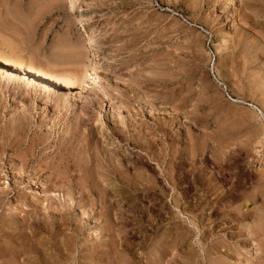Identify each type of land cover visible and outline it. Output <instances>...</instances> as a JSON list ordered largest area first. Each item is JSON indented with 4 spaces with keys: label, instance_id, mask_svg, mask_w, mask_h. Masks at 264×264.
Instances as JSON below:
<instances>
[{
    "label": "rangeland",
    "instance_id": "obj_1",
    "mask_svg": "<svg viewBox=\"0 0 264 264\" xmlns=\"http://www.w3.org/2000/svg\"><path fill=\"white\" fill-rule=\"evenodd\" d=\"M0 54V264H264V0H0Z\"/></svg>",
    "mask_w": 264,
    "mask_h": 264
},
{
    "label": "bare ground",
    "instance_id": "obj_2",
    "mask_svg": "<svg viewBox=\"0 0 264 264\" xmlns=\"http://www.w3.org/2000/svg\"><path fill=\"white\" fill-rule=\"evenodd\" d=\"M15 58V57H14ZM0 63H2V64H4V65H9L10 67H11V71H14V72H21V71H23V67L21 66V64H19L18 62H16L14 59H11L10 57H5V56H3V54H0ZM27 71H29L30 72V70H28L27 69ZM34 72V71H33ZM35 74L37 75L36 77H39L41 80H44L45 81V83H47L51 88L53 87H55V88H57V87H60L61 86V84L63 83L61 80H59V79H57L56 77H52V76H49V75H47V74H45V73H43V72H40V71H36L35 72ZM98 73H97V68L96 67H92V68H90V71H88V73H87V76L85 77L86 79H89V80H95V78L97 79V78H99V74L97 75ZM97 75V76H96ZM63 80V79H62ZM67 80V79H66ZM85 81V79H82V81L80 82V83H82V82H84ZM60 85V86H59ZM157 123H159V122H157ZM162 125H164V123L162 124ZM154 127V126H153ZM127 139V138H126ZM129 139V138H128ZM138 141V140H137ZM133 143V142H132ZM136 145V144H135ZM137 146V145H136ZM152 146V145H151ZM141 147V146H140ZM142 148V147H141ZM150 149V147H147V149L146 150H149ZM149 151H151V150H149ZM159 151L160 152H163V149L162 148H159ZM148 152V151H147ZM149 153V152H148ZM158 153V152H157ZM103 154V153H102ZM151 154V153H150ZM149 154V155H150ZM153 154V153H152ZM165 154V151L163 152V155ZM161 155V154H160ZM183 155V154H182ZM158 156V155H157ZM162 157H164V156H162ZM152 158V157H151ZM160 158V156L158 157V159ZM153 159V158H152ZM154 159H157V158H154ZM157 159V160H158ZM107 160V159H106ZM165 160V159H164ZM164 160H161L160 162H157V166H158V168H159V170H156L157 172L155 173V175H153V174H151V175H140V178L138 179V175L137 174H134L133 175V177L130 175V179H128L129 180V183H130V185L132 186V188L135 186V185H137V182L139 183H141V189L142 190H155V189H159V190H161V191H163L162 189L165 187V185L166 184H168V185H171V184H173L172 183V181H173V175H172V172H171V166H169V163H166V164H164L163 165V163H165V161ZM159 161V160H158ZM110 163V162H109ZM114 163V162H113ZM117 164V163H116ZM171 165V164H170ZM118 167V166H117ZM115 168V167H114ZM126 169V168H125ZM173 169V168H172ZM111 170V169H110ZM120 170V169H119ZM149 173V172H148ZM141 174V173H140ZM119 175V174H118ZM125 176V175H124ZM126 177V176H125ZM112 178V177H111ZM129 178V177H128ZM159 178H163V180H164V183H162V184H159L158 183V179ZM132 179V181H130ZM144 179V180H143ZM127 180V179H126ZM126 180H125V182H126ZM117 181H118V179H117ZM124 181V180H123ZM124 182V183H125ZM127 183H128V181H127ZM136 183V184H135ZM125 185V184H124ZM130 188V187H129ZM139 188H140V186H139ZM136 189V188H135ZM165 189V188H164ZM168 189V188H167ZM116 193V192H115ZM177 195V194H176ZM146 196V195H145ZM170 199H172V200H176V198H170ZM177 201V200H176ZM110 238V237H109ZM255 246H257V244H254ZM237 247V246H236ZM194 249V248H193ZM240 249V248H239ZM235 250H237L236 248H235ZM226 251V250H225ZM196 252V251H195ZM223 252H224V250H223ZM255 252H258L257 250L255 251ZM221 255V254H220ZM5 260V259H4Z\"/></svg>",
    "mask_w": 264,
    "mask_h": 264
},
{
    "label": "built area",
    "instance_id": "obj_3",
    "mask_svg": "<svg viewBox=\"0 0 264 264\" xmlns=\"http://www.w3.org/2000/svg\"><path fill=\"white\" fill-rule=\"evenodd\" d=\"M257 158L261 167H264V129L262 131L260 144L257 149Z\"/></svg>",
    "mask_w": 264,
    "mask_h": 264
}]
</instances>
